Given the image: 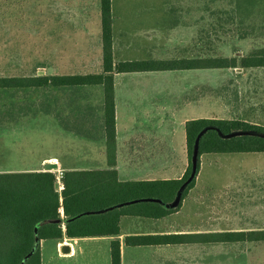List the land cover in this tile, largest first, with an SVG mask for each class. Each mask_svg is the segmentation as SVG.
Instances as JSON below:
<instances>
[{"label": "crops", "instance_id": "1", "mask_svg": "<svg viewBox=\"0 0 264 264\" xmlns=\"http://www.w3.org/2000/svg\"><path fill=\"white\" fill-rule=\"evenodd\" d=\"M1 1L0 77L104 73L102 0H44L40 21L35 23L9 21L13 16L9 7L4 6L11 1ZM202 1L162 0L163 6L152 1V5L143 3L133 7L130 0H111L114 63L203 60L207 57L185 56L176 48L207 45L210 38L231 39L232 43H227L236 45V25L226 27L218 19L211 22L209 10L203 6L206 0ZM19 28L24 33L17 32ZM218 75L236 84V67L114 71L116 164L113 166L108 161L103 85L29 88L46 93L39 102L42 117L31 124L28 120L19 121L17 125L24 122L22 126L26 128L18 126L12 131L15 138L11 147L16 154L10 165H0V173H55L61 202L66 172L116 170L119 182L180 180L190 164L186 131L189 120L236 119L264 126V120L253 118L250 110L236 105V97L223 91V81L214 80ZM36 133L41 143L38 155L32 153ZM228 160L221 153L202 154L195 182L184 191L177 206L165 203L175 200L183 183L170 201L142 197L116 205L110 210L138 203H159L168 210L161 217L124 213L119 217L118 233L71 236L67 233L68 223L81 216H67L61 206L57 221L62 236L39 238L41 264H112L114 241L120 243L121 264H203L208 248L225 242L132 245L127 238L221 232L223 228L209 229L208 221L222 218L223 207L230 205L231 199L238 200L232 201L234 205L249 209L264 205L261 162L242 172V182L237 181L241 174L231 169L236 178L231 187L224 188L227 192L211 196L207 186L198 181L204 164H222ZM47 163H56L57 168L46 169ZM192 202L195 207L188 208ZM258 208H251L253 214L262 213ZM182 215L185 218L181 219ZM162 219L169 224L156 225ZM259 224L260 228L252 230H264L263 219ZM36 235L39 237L38 231ZM250 242L257 248L264 244V240ZM64 245L70 246V252L62 251Z\"/></svg>", "mask_w": 264, "mask_h": 264}, {"label": "trees", "instance_id": "2", "mask_svg": "<svg viewBox=\"0 0 264 264\" xmlns=\"http://www.w3.org/2000/svg\"><path fill=\"white\" fill-rule=\"evenodd\" d=\"M104 73L76 76L0 77V89H41L46 87L103 85L105 91V128L108 161L116 164V111L114 71L132 72L190 68L264 67V48L237 57L180 60H136L114 63L111 0H102ZM214 125L224 133L237 129L264 132V126L243 120L193 119L186 123L189 167L180 180L119 182L116 170L66 172L63 176V202L57 190V176L52 172L0 173V264H41L39 238L61 237L59 208L70 217L67 233L73 235L118 233L119 217L124 213L161 217L168 210L159 203H138L112 209L128 200L159 197L170 201L192 171L196 138L200 131ZM264 152V138L240 135L225 139L209 130L200 140V156L204 153ZM200 167V166H199ZM195 182V181H194ZM186 189L185 193L194 184ZM184 193V194H185ZM107 209L103 214L98 211ZM136 209V210H135ZM38 231L39 237L36 235ZM264 240V230L221 231L207 234H165L131 236L128 244H168L188 242H239ZM112 264H121L120 243H112Z\"/></svg>", "mask_w": 264, "mask_h": 264}, {"label": "rangeland", "instance_id": "3", "mask_svg": "<svg viewBox=\"0 0 264 264\" xmlns=\"http://www.w3.org/2000/svg\"><path fill=\"white\" fill-rule=\"evenodd\" d=\"M10 1L4 7H9L10 14L13 16L9 21L15 23L39 22L41 17L40 10L46 4L44 0ZM130 1V6L133 7L143 3L152 5V1H155V5L163 6L162 0ZM4 2L5 0L1 1V3ZM203 6L209 10L211 22H214V19H218L220 22H224L226 27L227 24L236 25V45L227 43H232L231 39L219 40L210 38L207 45L177 47L176 51L178 53L189 57H207L206 59L237 57L238 60H241L243 56L250 54L255 49L264 48V0H206ZM19 29L20 31L17 32L24 33L23 29ZM242 35H246L248 38L239 39V36ZM20 38L23 39L24 37ZM223 42L225 44H222ZM214 80L223 81V91L231 95L230 97H236V105L250 110L251 116L254 114L253 118L256 120H264V67L246 69L237 66L236 84L230 82L229 78L222 75L214 77ZM45 96L46 93L41 94L40 91H34L29 88L20 90L14 88L0 89V165H10V162L14 159L16 152L12 150L11 140L15 137L11 136L13 135L12 131L15 128H26L22 126L24 122L21 125H17L19 121L28 120V123L31 124L34 119L42 117L39 102ZM35 137L37 139L32 142L34 146L32 153L38 155L39 152L37 150L41 144L39 141L40 135L36 133ZM221 154L224 157H228V162L204 164L198 178V181L207 186L206 188L211 196L216 195L218 192H227L224 189L226 185L231 187V182L236 178L233 172L230 173L231 169H236L237 175L241 174V176H237L239 177L237 181L242 182L243 180L240 178L244 170L247 171L260 162L264 164V152ZM33 159L36 160L35 158ZM23 160L26 161V158H19V161ZM239 165L242 167H239ZM232 201L233 199H231L230 205L223 207L222 218L215 222L209 219V229L223 228V231H236L232 229L252 230L260 228L259 222L262 219L264 220V205L259 208L250 207L249 209V207L234 205ZM233 202L236 203L238 200L234 199ZM187 207L194 208L195 202L190 203ZM251 208H258L262 213L258 212L255 215ZM183 217L185 218L183 215L180 216L181 219ZM164 224H169L168 220L162 219L156 222L158 226ZM203 264H264V244L259 248L250 241L225 242L223 245L221 243L220 245H211L208 248L206 259L205 257L203 259Z\"/></svg>", "mask_w": 264, "mask_h": 264}, {"label": "water", "instance_id": "4", "mask_svg": "<svg viewBox=\"0 0 264 264\" xmlns=\"http://www.w3.org/2000/svg\"><path fill=\"white\" fill-rule=\"evenodd\" d=\"M209 130H216L219 133V135L225 139H229V138H232L235 136H240V135H256V136H260V137L264 138V132L258 131V130H253V129H237V130H233L229 133H224L219 127L214 126V125L204 127L200 131V133L198 134L196 141H195L194 150H193V158H192V171H191L189 177L181 185L175 200L169 204L165 203V205L170 206V207L171 206L172 207L177 206L179 204L180 200L182 199V196H183L186 188L190 184H192V182L196 179V176H197L198 171H199V166H200V140H201V137L206 132H208ZM45 168L46 169L57 168V164L56 163H47L45 165ZM153 200L161 201L160 199H153ZM62 251L64 253L70 252V246L64 245L62 247Z\"/></svg>", "mask_w": 264, "mask_h": 264}]
</instances>
